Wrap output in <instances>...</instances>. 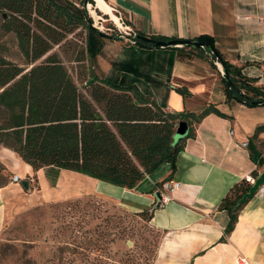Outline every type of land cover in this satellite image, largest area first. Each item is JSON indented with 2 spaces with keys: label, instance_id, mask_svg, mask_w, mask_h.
Listing matches in <instances>:
<instances>
[{
  "label": "crops",
  "instance_id": "0c3cea01",
  "mask_svg": "<svg viewBox=\"0 0 264 264\" xmlns=\"http://www.w3.org/2000/svg\"><path fill=\"white\" fill-rule=\"evenodd\" d=\"M102 1L134 33L175 39L211 35L226 60L241 66L244 76L257 78L255 85L264 86V0ZM209 56L192 47L145 48L127 38L102 39L92 65L99 77L134 84L171 113L197 114L215 105L227 115L209 113L195 126V136L184 140L173 171L171 163H162L133 188L95 178L83 183L127 212L153 211L149 224L161 232L154 264H235L236 255H245L251 264H264V192L243 202L229 233L225 231L229 214L219 209L235 183L264 170V130L255 133L264 125V106L249 107L228 99L221 66L215 61L213 66ZM181 122L185 123L184 137L189 130L185 121L177 123L175 134ZM243 141L248 142L246 147ZM251 147L259 152L260 164L250 158ZM0 162L21 180L37 175L40 188L31 193L30 204L54 199L51 190L57 189L58 178L52 184L44 168L33 170L2 145ZM63 171L59 170L58 177ZM166 177L178 182V187L162 203L160 186ZM20 182L0 187V232L11 198L26 189Z\"/></svg>",
  "mask_w": 264,
  "mask_h": 264
},
{
  "label": "trees",
  "instance_id": "16d2710c",
  "mask_svg": "<svg viewBox=\"0 0 264 264\" xmlns=\"http://www.w3.org/2000/svg\"><path fill=\"white\" fill-rule=\"evenodd\" d=\"M0 12L2 35L13 34L21 59L14 61L5 44L0 43V145L17 153L35 171L47 168L46 173H53L52 184L59 170L67 169L133 188L162 163H171L173 171L184 140L195 136V126L206 115L227 116L215 105L197 114L171 113L136 85L99 77L92 65L104 37L91 25L86 10L69 0H0ZM78 28L86 32L85 46L75 59L79 62V76L86 78L85 87L78 85L52 51ZM135 34L145 36L139 31ZM194 40L204 47L192 48L209 52L210 63L214 66L217 60L226 70L230 85L226 84L225 75L222 79L228 99L249 107L264 106V86L254 84L257 78L244 76L241 66L226 60L211 35L200 34ZM135 44L151 48L139 39ZM177 90L188 94L185 88ZM180 120L187 123L189 130L186 136L176 139L175 129ZM260 130H264V125L258 126L255 133ZM249 156L260 164L259 152L254 147ZM252 173L257 176L256 171ZM10 174L0 162V187L8 184ZM250 186L244 178L221 199L219 209L229 214L226 233L233 229L245 203L238 201ZM133 214L149 222L153 211Z\"/></svg>",
  "mask_w": 264,
  "mask_h": 264
},
{
  "label": "rangeland",
  "instance_id": "374dc122",
  "mask_svg": "<svg viewBox=\"0 0 264 264\" xmlns=\"http://www.w3.org/2000/svg\"><path fill=\"white\" fill-rule=\"evenodd\" d=\"M69 1L86 10L91 25L108 35L103 39L114 40L111 36L117 35L125 39L132 35L133 32L121 30L108 15L96 9L94 0ZM1 16L0 12V25ZM122 25L125 27L127 23ZM85 33L83 29H76L52 50L80 87H85L86 78L79 76V62L75 59L85 46ZM0 43L5 44L14 61H21L13 34L2 35L1 26ZM84 65L87 66L86 61ZM63 170L60 177L57 175V189L51 190L54 199L29 203L30 197L31 201L34 199L31 193L40 188L36 174L27 177L34 178V182L29 180L23 195L11 198L0 232V264H154L161 232L113 200L88 190L83 183L94 178ZM44 171L50 179L53 173H46V168ZM11 176L12 173L10 182Z\"/></svg>",
  "mask_w": 264,
  "mask_h": 264
},
{
  "label": "water",
  "instance_id": "95a60500",
  "mask_svg": "<svg viewBox=\"0 0 264 264\" xmlns=\"http://www.w3.org/2000/svg\"><path fill=\"white\" fill-rule=\"evenodd\" d=\"M99 34L102 37H108V35L102 33L99 31ZM131 34V33H130ZM123 35H117V36H111V38L113 39H120L123 38ZM128 40H130L132 43H136V39H139L141 41H144L146 43L150 44L151 48H157V47H197V48H203V44L200 41L194 40V39H170V40H155L152 39L148 36H140V35H136L135 33H132V35H129V37H126ZM207 52V51H206ZM209 53V52H208ZM216 63L220 64L221 69H222V73L223 75H225V79H226V84L230 85V79L229 76L226 73V70L223 68V65L215 60ZM185 127V123L181 122L178 132L175 134V138L178 139L180 137H182L183 134V128ZM25 188H28L29 186V182L28 180H21L20 182ZM264 185V170L261 171L260 173L257 174L256 178H255V182L250 186L249 190L247 193H245L238 201V203H243L245 202L247 199L251 198L253 195L256 194V192L258 191L259 187Z\"/></svg>",
  "mask_w": 264,
  "mask_h": 264
},
{
  "label": "built area",
  "instance_id": "2783aa9c",
  "mask_svg": "<svg viewBox=\"0 0 264 264\" xmlns=\"http://www.w3.org/2000/svg\"><path fill=\"white\" fill-rule=\"evenodd\" d=\"M114 12L118 15V17H119L120 21L122 22V24H125V22L122 19V17L116 11H114ZM125 26L127 27V30H128L127 33L130 34L131 32H133L132 29L128 25H125ZM230 133H232V131H230ZM241 145L243 147H246L248 145V142L247 141H243L241 143ZM255 178H256V176L251 175V174L250 175H247L245 177L246 181L250 185H252L255 182ZM20 180H21V178L18 175H16V174H13L11 176V182L19 183ZM27 180H28V182H29V180L31 182H34V178H30V179L27 178ZM177 187H178V182L174 181L173 179H167V180H165V181H163L161 183L160 193H161V201H162V203H166L170 199V194ZM258 192H264V185L261 186V187H259V189H258V191L256 193H258ZM234 263L235 264H251V262L249 261V259L245 255H236L235 258H234Z\"/></svg>",
  "mask_w": 264,
  "mask_h": 264
},
{
  "label": "bare ground",
  "instance_id": "6f19581e",
  "mask_svg": "<svg viewBox=\"0 0 264 264\" xmlns=\"http://www.w3.org/2000/svg\"><path fill=\"white\" fill-rule=\"evenodd\" d=\"M95 8L101 11L102 13L106 14L109 16V20L113 21L114 24L120 28L121 30H126L127 27L123 26L120 22V19L118 16L114 14V11L112 8H110L107 4H105L102 0H94Z\"/></svg>",
  "mask_w": 264,
  "mask_h": 264
}]
</instances>
